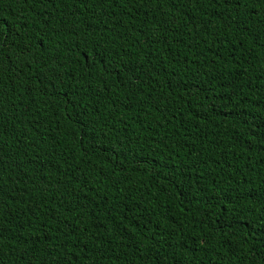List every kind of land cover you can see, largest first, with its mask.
Wrapping results in <instances>:
<instances>
[{"label": "trees", "instance_id": "1", "mask_svg": "<svg viewBox=\"0 0 264 264\" xmlns=\"http://www.w3.org/2000/svg\"><path fill=\"white\" fill-rule=\"evenodd\" d=\"M2 264H264V0H0Z\"/></svg>", "mask_w": 264, "mask_h": 264}, {"label": "snow or ice", "instance_id": "2", "mask_svg": "<svg viewBox=\"0 0 264 264\" xmlns=\"http://www.w3.org/2000/svg\"><path fill=\"white\" fill-rule=\"evenodd\" d=\"M0 264H2V261H0Z\"/></svg>", "mask_w": 264, "mask_h": 264}]
</instances>
